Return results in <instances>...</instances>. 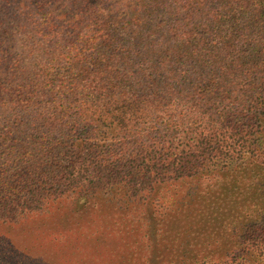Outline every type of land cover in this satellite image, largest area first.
<instances>
[{"label": "trees", "instance_id": "1", "mask_svg": "<svg viewBox=\"0 0 264 264\" xmlns=\"http://www.w3.org/2000/svg\"><path fill=\"white\" fill-rule=\"evenodd\" d=\"M100 195L93 264H264V0H0V220Z\"/></svg>", "mask_w": 264, "mask_h": 264}, {"label": "rangeland", "instance_id": "2", "mask_svg": "<svg viewBox=\"0 0 264 264\" xmlns=\"http://www.w3.org/2000/svg\"><path fill=\"white\" fill-rule=\"evenodd\" d=\"M115 195V193H114ZM125 218L113 197L66 200L17 222L0 220V264H93L102 238Z\"/></svg>", "mask_w": 264, "mask_h": 264}]
</instances>
